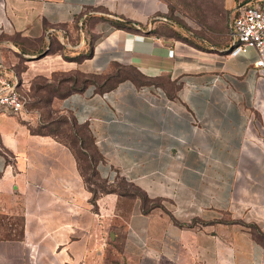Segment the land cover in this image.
I'll return each mask as SVG.
<instances>
[{"label":"crops","instance_id":"obj_1","mask_svg":"<svg viewBox=\"0 0 264 264\" xmlns=\"http://www.w3.org/2000/svg\"><path fill=\"white\" fill-rule=\"evenodd\" d=\"M189 36L162 0H0V74L30 100L37 78L95 79L52 107L88 129L100 180L147 200L92 202L72 151L2 112L0 264H264L260 56Z\"/></svg>","mask_w":264,"mask_h":264},{"label":"rangeland","instance_id":"obj_2","mask_svg":"<svg viewBox=\"0 0 264 264\" xmlns=\"http://www.w3.org/2000/svg\"><path fill=\"white\" fill-rule=\"evenodd\" d=\"M162 3L168 6L171 16L175 15L177 25L190 33L189 37L194 40L203 39L210 44H219L228 39L227 25L231 13L229 6L232 5L229 4V0H162ZM84 80L76 73H56L50 82H45L43 78L33 80L29 93L31 100L26 110L33 116L37 125L48 124L50 131L57 133L76 151L85 179L96 183L87 169V157L91 159L96 157L88 133L84 128L75 126L74 121L68 115L52 107L54 99H60L64 93L71 91L74 87L83 86ZM80 145L86 149L87 156L80 151ZM256 159L257 163L264 164V157ZM124 193L133 197L139 195L138 191L125 182ZM1 224L6 223L1 222Z\"/></svg>","mask_w":264,"mask_h":264},{"label":"built area","instance_id":"obj_3","mask_svg":"<svg viewBox=\"0 0 264 264\" xmlns=\"http://www.w3.org/2000/svg\"><path fill=\"white\" fill-rule=\"evenodd\" d=\"M228 36V56L235 58L254 49L260 56L255 66L264 69V0L240 4L229 21ZM26 106L27 98L18 91L16 81L0 74V113L19 115L27 111Z\"/></svg>","mask_w":264,"mask_h":264},{"label":"trees","instance_id":"obj_4","mask_svg":"<svg viewBox=\"0 0 264 264\" xmlns=\"http://www.w3.org/2000/svg\"><path fill=\"white\" fill-rule=\"evenodd\" d=\"M118 27H124V26L121 25V24H118ZM54 43H55L54 44V48L55 49H60V48L63 49L64 48V46L62 44H60L59 41L55 40ZM55 46H57V47H55ZM79 75H81L85 79L83 81V82H85V84L83 86H81V87H74V89H71V91L64 93L61 96V98L68 96L72 92H78V91L82 90L88 84H94L95 83V79H93L92 77H88V76H85V75H82V74H79ZM115 79H120V78L118 77V75L116 76V78L115 77H107V78H105V80L102 82L103 85L101 86V89H103V88H105V89L107 88L108 89V88L112 87L113 83H115L117 81ZM25 97L27 98V105H28V103L30 102V99L27 96H25ZM74 125L75 126H79L75 122H74ZM80 127L84 128L86 130V132L88 133L89 139H90V141L92 143V147H93V149L95 151L94 152L95 155H96L95 158L91 159L90 157H87L88 158V160H87L88 161L87 169L90 171L91 178L96 183H92L89 180L85 179V177H84V175L82 173V170H81V168L79 166L78 154L76 153V151L67 142H65L63 139H61L57 133H54V131L53 132L50 131L48 124L37 125L36 128L32 129L31 132L37 133V134H48V135L54 136L60 143H62L63 145H65L66 147H68L72 151V153L74 154V156L76 158L80 174H81L82 178L84 179V182L86 183L88 189L92 193V202H95L97 197L99 195H102V194H111V193H116L117 192L119 194L126 195L124 193V182L123 181L120 180L114 186L112 184H108L107 182H104V181L100 180V178L98 177V175H97V173L95 171V165H96L97 161L99 160V157H98V154H97V152H96V150L94 148L92 137H91V135H90V133H89V131H88V129L86 127H84V126H80ZM79 149L83 153V155L87 156V154H86L87 151H86V149L84 147H82L80 145ZM129 186L132 187L131 185H129ZM132 188L135 189L134 187H132ZM137 196H139L144 202L147 201L146 198L141 193H139V195H137ZM259 239H260V241L263 242L264 241V236L260 235Z\"/></svg>","mask_w":264,"mask_h":264}]
</instances>
